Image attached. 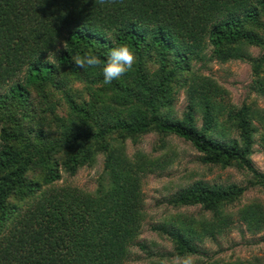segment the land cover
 I'll return each instance as SVG.
<instances>
[{
    "label": "trees",
    "instance_id": "obj_1",
    "mask_svg": "<svg viewBox=\"0 0 264 264\" xmlns=\"http://www.w3.org/2000/svg\"><path fill=\"white\" fill-rule=\"evenodd\" d=\"M120 45L136 63L105 85L102 66ZM87 53L101 66L75 68L73 58ZM230 61L250 69L239 106L202 73L210 62ZM179 94L185 105L176 117ZM255 98L264 100V0H0V264H124L131 247L145 251L136 242L142 181L169 160L139 150L128 156L125 143L150 133L159 148L175 136L200 164L247 177L244 184L197 180L165 199L175 209L199 208L150 227L171 243L169 256H203L199 245L235 224L262 232L263 204L240 202L249 189L264 190V173L250 160L254 144L264 157V112ZM98 155L93 191L53 186L61 172L72 177ZM203 264L263 263L207 257Z\"/></svg>",
    "mask_w": 264,
    "mask_h": 264
},
{
    "label": "rangeland",
    "instance_id": "obj_2",
    "mask_svg": "<svg viewBox=\"0 0 264 264\" xmlns=\"http://www.w3.org/2000/svg\"><path fill=\"white\" fill-rule=\"evenodd\" d=\"M248 52L256 56L258 51L249 48ZM204 75L214 79L230 94L231 103L239 106L248 96L247 87L250 83L249 65L240 61H230L225 64L215 62L208 63L202 70ZM250 97H254L250 95ZM257 106L264 112V100L255 98ZM185 105L184 96L179 94L174 104L176 117H180ZM200 122H197V126ZM166 147L159 148L158 135L154 133L144 135L136 145L129 141L125 143V151L130 156L135 150L142 151L152 157L166 156L169 160L167 168L161 172L149 174L142 181L143 207L145 217L140 230L137 243L144 246L145 251L133 246L130 248L128 258L124 264H173L171 243L163 236L153 232L150 227L161 223L170 214L178 212L189 215L199 213L198 207L172 208L165 203V199L182 187L188 186L194 181L215 184H244L246 175L233 168L220 169L214 166L202 165L197 161L198 153L183 140L169 136L165 138ZM250 160L253 167L264 173V157L258 145L252 147ZM161 155V156H160ZM102 170V157L97 156L95 164L79 169L72 177L60 173V178L53 186L60 187L70 185L80 190L91 192L96 183V178ZM257 198L264 206V190L255 187L246 191L240 199L243 203L246 199ZM234 210V208H232ZM264 230L258 234L250 235L242 226L235 224L233 229L222 234L215 241L206 240L199 248L203 256H191L195 264H203L206 258L228 260H253L257 258L264 264V242L261 241Z\"/></svg>",
    "mask_w": 264,
    "mask_h": 264
},
{
    "label": "clouds",
    "instance_id": "obj_3",
    "mask_svg": "<svg viewBox=\"0 0 264 264\" xmlns=\"http://www.w3.org/2000/svg\"><path fill=\"white\" fill-rule=\"evenodd\" d=\"M114 0H98L101 5L113 3ZM65 48V42H61ZM57 48V52H59ZM53 58H55V53H53ZM136 56L134 52L127 45H120L114 47L110 50L109 56L106 63L102 66L103 82L105 85L111 84L114 80H119L126 73L133 70L136 63ZM74 62L75 68H96L101 66V58L97 55L87 53L83 56L77 55L72 60ZM60 67V66H59ZM173 264H195L191 254H186L184 256H176L173 258Z\"/></svg>",
    "mask_w": 264,
    "mask_h": 264
}]
</instances>
